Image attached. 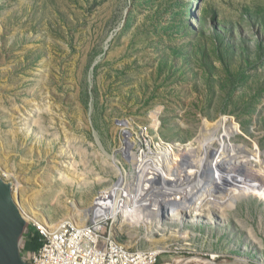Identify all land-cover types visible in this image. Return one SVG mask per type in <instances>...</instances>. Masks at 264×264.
Instances as JSON below:
<instances>
[{"label": "rangeland", "instance_id": "374dc122", "mask_svg": "<svg viewBox=\"0 0 264 264\" xmlns=\"http://www.w3.org/2000/svg\"><path fill=\"white\" fill-rule=\"evenodd\" d=\"M218 121L264 168V0H0V176L50 226L87 219L115 156L134 176L126 132L179 152ZM211 211L112 228L156 264H264V195Z\"/></svg>", "mask_w": 264, "mask_h": 264}, {"label": "bare ground", "instance_id": "6f19581e", "mask_svg": "<svg viewBox=\"0 0 264 264\" xmlns=\"http://www.w3.org/2000/svg\"><path fill=\"white\" fill-rule=\"evenodd\" d=\"M218 123L220 133L215 128L207 129L202 134L203 138L196 140V145L185 144V148L179 152L164 147L160 141L156 144L157 152L141 150L138 155L133 154L135 143L126 132L127 137L124 138L119 155L122 161L128 159L127 163L133 167L134 176L131 178L130 172L115 156L117 180L94 195L91 209L78 210L88 216L80 223L63 220L52 227L41 212L33 207L25 208L21 201H16L15 188H12L13 198L22 217L27 222H33L40 236H56L60 233V225H66L69 231L85 228L94 203L104 199L105 193H109L115 185L118 205L110 210L116 219L110 225V244L115 248L130 249L117 239L112 228L119 221L121 226L133 223L152 226L160 225L163 221L180 225L189 214L198 219L205 209L211 212L215 209L217 212L230 211L247 194L264 195L263 161L256 159L259 168H255L249 155L240 153L231 143V134L236 125ZM65 244H72V236H65ZM153 251L162 252L156 249ZM216 257L213 254L211 259L215 260Z\"/></svg>", "mask_w": 264, "mask_h": 264}, {"label": "built area", "instance_id": "2783aa9c", "mask_svg": "<svg viewBox=\"0 0 264 264\" xmlns=\"http://www.w3.org/2000/svg\"><path fill=\"white\" fill-rule=\"evenodd\" d=\"M116 193L114 185L104 199L94 203L82 230L69 231L60 225L56 236H40L33 231L36 248L26 257L28 264H156L160 253L151 249L115 248L110 244V225L116 222L110 210L118 205ZM65 236H72V244H65Z\"/></svg>", "mask_w": 264, "mask_h": 264}, {"label": "water", "instance_id": "95a60500", "mask_svg": "<svg viewBox=\"0 0 264 264\" xmlns=\"http://www.w3.org/2000/svg\"><path fill=\"white\" fill-rule=\"evenodd\" d=\"M31 229L13 198L12 183L0 176V264H28L22 243Z\"/></svg>", "mask_w": 264, "mask_h": 264}, {"label": "crops", "instance_id": "0c3cea01", "mask_svg": "<svg viewBox=\"0 0 264 264\" xmlns=\"http://www.w3.org/2000/svg\"><path fill=\"white\" fill-rule=\"evenodd\" d=\"M91 207V206H90ZM89 207V208H90ZM33 231H35L34 230V228H33ZM27 239V238H26ZM25 239V240H26ZM25 242V243H24ZM22 244H25V246L23 245V247H22V251H23V253H24V255H25V257H27L35 248H36V242H35V239L34 238H32V237H29L28 239H27V241H23V243Z\"/></svg>", "mask_w": 264, "mask_h": 264}]
</instances>
